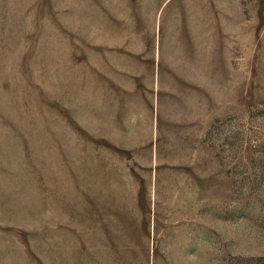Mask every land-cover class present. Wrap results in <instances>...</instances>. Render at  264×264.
<instances>
[{
  "label": "rangeland",
  "instance_id": "1",
  "mask_svg": "<svg viewBox=\"0 0 264 264\" xmlns=\"http://www.w3.org/2000/svg\"><path fill=\"white\" fill-rule=\"evenodd\" d=\"M0 264H264V0H0Z\"/></svg>",
  "mask_w": 264,
  "mask_h": 264
},
{
  "label": "bare ground",
  "instance_id": "2",
  "mask_svg": "<svg viewBox=\"0 0 264 264\" xmlns=\"http://www.w3.org/2000/svg\"><path fill=\"white\" fill-rule=\"evenodd\" d=\"M201 49V48H200ZM186 51V50H185Z\"/></svg>",
  "mask_w": 264,
  "mask_h": 264
}]
</instances>
